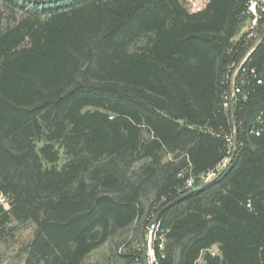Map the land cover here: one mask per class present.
Segmentation results:
<instances>
[{
    "label": "trees",
    "instance_id": "obj_1",
    "mask_svg": "<svg viewBox=\"0 0 264 264\" xmlns=\"http://www.w3.org/2000/svg\"><path fill=\"white\" fill-rule=\"evenodd\" d=\"M249 1L0 0V238L12 220L34 225L24 264H84L141 221L149 192L143 227L202 184L234 137L223 172L160 216L155 253L264 264V35L253 50L239 35ZM244 57L262 84L248 79L233 127L228 70ZM131 259L144 264L142 245Z\"/></svg>",
    "mask_w": 264,
    "mask_h": 264
},
{
    "label": "rangeland",
    "instance_id": "obj_2",
    "mask_svg": "<svg viewBox=\"0 0 264 264\" xmlns=\"http://www.w3.org/2000/svg\"><path fill=\"white\" fill-rule=\"evenodd\" d=\"M180 1L188 11L196 12L203 9L208 0ZM10 12V8L8 9V11L5 10L7 17L9 16ZM16 13V18L20 19L22 17V14L19 11H17ZM244 25L245 26L239 34L240 36H242L243 33L249 34L250 32V21L248 20ZM258 34L259 32L255 31L254 38L252 39L256 40ZM244 61L246 62L245 57L241 60V62ZM40 146L41 143H37V147L39 148ZM229 158L230 157L228 156V160ZM65 160V156L61 152L60 161L58 164L59 167L65 162ZM137 166L138 164H135L133 168L135 169V167ZM212 179L213 178H211L210 180ZM200 181L202 182L204 181V179H201ZM147 195L148 197L146 196L143 201L145 213L142 215L141 221L139 219L131 226L120 229L116 233L111 235L104 244H102L86 256L83 261L84 264H140L138 260H132L131 257L133 255V250H136L137 248L139 249L143 242V236L146 230V226L143 227V221H145V219L147 220L149 217L150 213L148 214V205L153 199V192H149ZM2 205L4 206V209L9 208V205L7 204L5 198ZM34 230L35 227L31 222L19 223L12 220L10 221V223L5 225L3 227V234L0 238V264H24L26 257L25 249L33 238ZM210 251L214 254H218L217 247H213ZM144 264L147 263L144 261Z\"/></svg>",
    "mask_w": 264,
    "mask_h": 264
},
{
    "label": "built area",
    "instance_id": "obj_3",
    "mask_svg": "<svg viewBox=\"0 0 264 264\" xmlns=\"http://www.w3.org/2000/svg\"><path fill=\"white\" fill-rule=\"evenodd\" d=\"M246 14L251 16L250 19V32L249 38H254L255 31H257L258 25L260 23H264V0H250L247 5ZM256 43V42H255ZM253 49V48H252ZM251 49V50H252ZM244 59V58H243ZM230 73L229 80V89L228 92L224 96V107L231 108V102H235L241 95V99L244 100L246 98V94L243 91V87L247 85L248 79L256 81L257 84H262V80L258 77L254 68L247 67L244 62H238L237 64H232L228 70ZM260 117H258V122L261 125H264L263 121H259ZM263 130L257 129L256 132ZM228 163V157L224 158L221 164L215 169L208 172L205 176L202 177L204 181L210 180L214 178L221 170L224 169L226 164ZM221 169V170H220ZM193 180L188 179L183 186L177 189V192L187 191L193 188ZM4 202V198L2 194H0V204ZM150 221V220H149ZM149 223V222H148ZM148 224L146 225L147 228ZM148 229V233L146 234L147 245H148V255H147V264H161L156 257L155 248L159 251V255L161 258L165 257L164 249L165 242L167 240L166 235L169 232L168 229L163 228L159 222V220L153 223Z\"/></svg>",
    "mask_w": 264,
    "mask_h": 264
},
{
    "label": "water",
    "instance_id": "obj_4",
    "mask_svg": "<svg viewBox=\"0 0 264 264\" xmlns=\"http://www.w3.org/2000/svg\"><path fill=\"white\" fill-rule=\"evenodd\" d=\"M264 35V27L260 30L259 34L256 37V43L253 47V49L259 44V42L261 41L262 37ZM252 49V50H253ZM234 103L231 102V121H232V126H235V121H234ZM236 137L233 138L232 141V146H233V150H232V154L231 157L228 160V163L226 164V166L232 161L234 155H235V150H236ZM225 166V167H226ZM224 169H222L218 175L216 177H218ZM211 182V180H207L204 181L202 184H200L198 187L196 188H192L189 189L187 191H185L184 193L178 195L173 201L169 202L168 204H166L165 206H163L157 213H155V215H153V217L150 219L147 228H149L153 223L157 222L160 218V216L166 211L168 210L171 206H173L174 204L180 202L181 200H183L184 198H186L188 195L199 191L203 188H205L209 183ZM146 228L145 232H144V236H143V242H142V251H143V260L146 262L147 261V255H148V245H147V239H146V234L148 233V229Z\"/></svg>",
    "mask_w": 264,
    "mask_h": 264
},
{
    "label": "crops",
    "instance_id": "obj_5",
    "mask_svg": "<svg viewBox=\"0 0 264 264\" xmlns=\"http://www.w3.org/2000/svg\"><path fill=\"white\" fill-rule=\"evenodd\" d=\"M248 38H249V35H248ZM249 39H251V38H249Z\"/></svg>",
    "mask_w": 264,
    "mask_h": 264
}]
</instances>
